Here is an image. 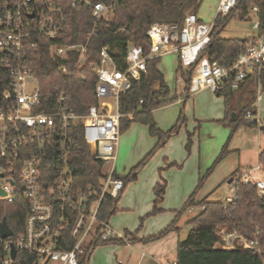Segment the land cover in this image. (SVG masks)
Masks as SVG:
<instances>
[{"label":"built area","instance_id":"obj_1","mask_svg":"<svg viewBox=\"0 0 264 264\" xmlns=\"http://www.w3.org/2000/svg\"><path fill=\"white\" fill-rule=\"evenodd\" d=\"M238 1L218 0L215 17L228 14ZM114 2L0 0V68L5 73V85L0 91V202L12 203L21 196L27 203L22 231L13 235L11 230L7 237L0 234V264H14L18 250L32 253V264H78L83 245L94 239L98 229L102 239L118 236L108 221L97 220L96 213L105 193L116 197L123 188L122 180L114 175L120 118H131L133 114L120 113L119 99L146 72L148 60L176 54L184 68L193 67L189 93L205 89L214 94L227 88L238 90L264 64V28L256 17L255 5L249 8L255 14L254 34L248 35L246 44L229 65L212 64L206 56L200 57L215 18L206 23L195 13L185 16L181 29L153 23L146 31L150 39L147 47L128 43L120 61L115 58L117 49L111 45L101 46L95 61L87 56V43L63 41L71 8L90 9L95 28L112 19ZM36 36L49 41V57L59 73L72 76L87 67L96 75V103L89 106L86 114L75 113L66 106L65 92L55 96L57 111H38L43 99L31 55L40 43ZM255 115L250 110L245 112L247 119L259 124L261 121ZM76 126H81L84 141L92 147L93 159L102 162L101 193L91 204L88 195L94 192L89 187L87 193L73 187L70 163L75 141L70 131ZM232 181L233 186L237 182L252 183L259 196L264 194V172L259 163ZM232 199L233 194L227 196L225 204ZM73 214L76 220L70 237L75 243L69 250L62 249L63 234ZM218 234V245L223 249L243 246L258 250L255 241L247 240L235 229H221ZM119 237L128 241L125 236ZM12 247L16 251L14 258Z\"/></svg>","mask_w":264,"mask_h":264},{"label":"trees","instance_id":"obj_2","mask_svg":"<svg viewBox=\"0 0 264 264\" xmlns=\"http://www.w3.org/2000/svg\"><path fill=\"white\" fill-rule=\"evenodd\" d=\"M201 1L115 0L112 19L107 23L101 22L97 24L95 28V20L90 9L85 7L71 8L68 14L67 29L63 35V41L77 44L87 43V56H89L90 60L95 61L98 60L100 47L105 44L111 45L117 49L118 54L115 58L117 61H120L121 56L127 49L128 43L141 45L143 48L147 47L150 39L146 35V31L150 25L161 23L176 25L178 29H181L185 16L188 13L196 14ZM252 5L258 8L256 17L259 19L260 27L264 28V0H239L237 5L228 14H219L215 17L209 42L203 48L200 57L206 56L212 64H231L246 44L247 38H222L219 32L235 12L238 11L241 17L244 18ZM92 30L94 32L91 33ZM89 33L91 35L88 38ZM36 40L40 41V43L37 49L32 50L31 55L36 75L40 81L43 99V105L38 108V111L47 113L57 111L55 96L61 92H65L67 93L65 99L66 106L75 113L86 114L89 106L96 103V75L87 67L82 68L78 74H73L72 76L59 73L49 57L47 49L49 41L39 36H36ZM159 59L148 60L146 72L142 74L140 80L134 81L130 89L119 99L120 113L124 115L133 114L131 118L127 116L120 118V134L128 129L132 122H138L148 127L149 135L156 138V144L121 179L123 188L118 196L111 197L108 193L102 196L96 213L98 221H108L118 210L117 204L125 187L136 179L137 172L146 164L149 158L172 135L176 134L185 122L182 111L176 123L167 131L159 129L154 121L152 110L171 100L169 98L170 91L166 85L164 76L157 67ZM192 68V66L184 68L180 62L176 68L177 73L184 79L185 93L189 92L188 87ZM3 80L5 81V73L0 68V91L5 85ZM257 86L260 92L264 91V64L258 73L249 76L247 82L238 90L227 88L216 93L224 101L225 117L220 123L230 128L229 138L240 125L250 128L258 127L264 138V120L258 124L255 120L245 117V112L248 110L254 114L256 112ZM49 97L52 99L46 101ZM233 112L235 113L234 117H232ZM70 134L75 141L70 163V167L73 170V187L75 190H85V193H87L86 189L89 187V191L94 192L92 195H88V204H91L94 200L98 199L101 193L102 162L93 159V149L84 141L81 126L72 127ZM190 142L191 140L188 139L186 144L187 149H189ZM227 152V146L223 147L212 166L199 177L194 191L185 201L182 208L177 211L175 218L167 227L155 235L144 238L129 237L131 234L125 231L124 236L127 240L131 243L149 242L159 239L171 231L179 232V228L176 225L182 214L190 206L199 205L201 211L187 221V225L190 226L187 236L177 242L175 264H264V194L259 196L254 184L235 183L233 186V199L227 204L223 201L206 199L195 202V196L203 183ZM258 163L264 172V146L259 153ZM237 175H239V171L235 170L230 178L234 180ZM165 188L166 182L163 179H160L155 184L153 188L155 199L152 210L148 215L161 211L158 204L162 201ZM26 210L27 203L21 196L12 203L0 202V219L4 216L6 217L13 235H17L22 231ZM75 220L76 215L73 214L63 234L65 243L61 246L62 249L69 250L75 243V240L70 237V231ZM217 226H224L226 231L237 230L247 240L255 241L258 250L243 246H236L232 249L221 248L218 245L221 242V238L216 231ZM123 243L125 241L119 236L102 239L98 229L94 239L83 245V252L77 256L78 264H87L92 251L97 246ZM34 260L35 256L32 253L18 250L14 264H32Z\"/></svg>","mask_w":264,"mask_h":264},{"label":"crops","instance_id":"obj_3","mask_svg":"<svg viewBox=\"0 0 264 264\" xmlns=\"http://www.w3.org/2000/svg\"><path fill=\"white\" fill-rule=\"evenodd\" d=\"M177 62L179 63V60ZM157 67L163 74L159 63ZM176 68L175 72L177 73ZM176 81L179 83V86L174 89L175 93L171 100L153 109L152 112L156 109L184 103V106L188 108V113L184 115L186 116L185 124L158 149L157 155L152 158L153 160L137 172L136 179L125 187L119 200L120 204L118 202L117 205L118 210L108 220V225L118 236H124V232L126 231L131 234L129 237L144 238L157 234L171 223L177 211L182 208L185 201L194 191L200 177L203 162L201 163L202 154L200 148H198L199 136L197 137L196 131L191 132L192 129L195 130L200 124L195 125L194 122L209 121L217 123L225 117L222 97L205 89L194 93H185L184 79L178 76ZM255 107V118H258L259 121L264 120V91L260 92L258 98H256ZM136 124V122H132L131 125L135 127ZM158 128L162 131L168 130V127L160 125ZM239 129H241V133L244 135V144L243 146L236 147L232 142L233 144L230 145L234 152L233 156L231 155L234 158L229 161L228 171L233 169L230 177L235 170L242 173L255 167L258 164L259 153L264 146V141H262L264 138L259 128L240 126ZM188 139L191 140V146L187 151L186 144ZM148 141L150 144L147 148L151 144H156L155 137ZM120 147L121 138L119 140L118 151ZM209 157L208 159L206 157V162L209 161ZM123 172H118L117 166H115L114 175L117 178L122 179L125 177L128 174L127 168H124ZM160 179L166 182L162 201L158 204L161 211L148 215L152 210L151 208L155 199L153 188ZM216 182L218 183L214 185L204 183V186L201 187L195 196V202L203 199L221 201L222 199H212L210 197L214 192L211 188H216L220 185V181ZM121 210H126L127 212L121 213L119 212ZM200 211L201 207L199 205H192L182 214V218L186 213L188 221ZM180 219L176 225L179 228V232L171 231L153 241L136 243L126 241L123 244L97 246L92 251L87 264H96L97 262L99 264H171L176 259L177 242L187 236L190 228L187 225L188 231L185 237L182 238L180 233L184 225H180Z\"/></svg>","mask_w":264,"mask_h":264},{"label":"rangeland","instance_id":"obj_4","mask_svg":"<svg viewBox=\"0 0 264 264\" xmlns=\"http://www.w3.org/2000/svg\"><path fill=\"white\" fill-rule=\"evenodd\" d=\"M217 2L218 0H202L196 12L197 17L201 19L203 22H206V23L212 22L216 15ZM254 19H255V14L250 9H249L248 14L244 18H242L240 13L237 11L228 20L226 25L220 30L219 35L222 38H237V39L247 38L249 34L250 35L254 34V30L252 29V21ZM177 60L178 59L175 54H168V55L160 57L159 59V67H161L162 72L164 74V80L166 84L168 85V87L170 88L171 93H170L169 98L173 97L175 93L174 89L178 88L179 86V83H177L176 79L180 75L175 72V68L178 64ZM181 111L183 115H186L188 113V108L184 106V103L172 105L167 108L156 109L155 111L152 112V115L158 127L160 125L163 127H168L169 129L176 123ZM185 117L186 116H184V118ZM136 123L137 124L135 125V127H133L134 125H131L132 124L131 123L129 128L120 134L121 135L120 137L121 147L119 148V151L117 152V161H116L117 171L120 173H124L123 172L124 168H127V172L131 170V167L138 164L148 154V152L154 147L153 146L154 144L153 145L151 144V146L147 148L148 145L150 144L148 140L153 138L152 136L149 135L147 126L141 123H138V122ZM194 123L195 125L200 124L199 126L195 128V130L193 129L191 130V132L196 131L195 133L197 134V137L199 136L198 138L199 147L198 148H200V152L202 154L201 163L203 162L201 170H200L201 171L200 176H202L206 172V170L212 166L213 162L220 155L222 148L227 146V150H228L227 154L213 168V171L211 172L209 177L204 182L205 184L214 185L218 183L216 181H220L219 186H217L216 188L215 187L211 188L214 192L211 194L210 197L212 199H222L221 201L224 202L225 201L224 199L226 196H231L233 194V183L227 182V180L230 178V173L233 170L232 169L228 171L229 161L234 158L232 157L234 152L232 148L230 147V145L234 143L236 147L243 146L244 135L243 133H241V129H239V127L245 126V125H240L236 129V131L233 133V135L229 138L230 131H231L230 128L228 126L223 125L220 122L212 123L209 121H201V122L195 121ZM184 124L185 122L182 125ZM254 128L256 129L258 127H254ZM190 146H191V143L189 144V148ZM186 150L188 151L187 148ZM157 151L149 158L146 164L153 160L152 158L157 155ZM206 157L207 159L209 157V161L207 162H206ZM204 183L202 187L204 186ZM119 212L122 213V212H127V211L121 210ZM187 219L188 218H186V213H185L183 218L181 216V219L179 222L180 225L182 226L184 225L180 233L182 238L185 237L188 231V226L186 223ZM221 229L226 230L224 226H217L216 227L217 233ZM96 264H99V263L97 262Z\"/></svg>","mask_w":264,"mask_h":264},{"label":"water","instance_id":"obj_5","mask_svg":"<svg viewBox=\"0 0 264 264\" xmlns=\"http://www.w3.org/2000/svg\"><path fill=\"white\" fill-rule=\"evenodd\" d=\"M238 108H239V105H238ZM235 116V113L233 112L232 113V117ZM228 183H231L232 182V178H229L227 180ZM0 234L3 236V237H7V236H10L12 234V231L10 229V227L8 226V223L6 221V217L4 216L1 220H0ZM15 249L12 247L11 249V256L12 258L15 257Z\"/></svg>","mask_w":264,"mask_h":264}]
</instances>
